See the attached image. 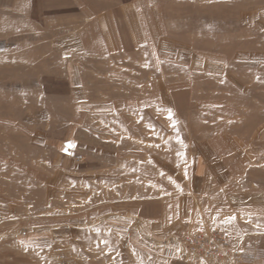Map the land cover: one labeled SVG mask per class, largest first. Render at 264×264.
<instances>
[{
	"label": "rangeland",
	"instance_id": "374dc122",
	"mask_svg": "<svg viewBox=\"0 0 264 264\" xmlns=\"http://www.w3.org/2000/svg\"><path fill=\"white\" fill-rule=\"evenodd\" d=\"M79 68L127 120L79 113ZM202 154L227 200L264 199V0H0V264H166L119 179L180 192Z\"/></svg>",
	"mask_w": 264,
	"mask_h": 264
},
{
	"label": "crops",
	"instance_id": "0c3cea01",
	"mask_svg": "<svg viewBox=\"0 0 264 264\" xmlns=\"http://www.w3.org/2000/svg\"><path fill=\"white\" fill-rule=\"evenodd\" d=\"M100 54H104L103 49L97 52L95 50L92 51V57ZM73 72V77L71 78L73 84H82L85 87L84 89L74 88L73 90L72 100L74 106L79 109V113L88 110L92 120H103L118 115L126 117L127 120L128 117L124 112L128 113V102L122 103L123 100H116L111 96L104 95L102 86L92 87V89L86 87L81 68ZM105 138L112 139V136L106 135ZM124 155L134 156V153L122 154V156ZM137 156L140 155L138 154ZM105 161L112 166V159L107 160L106 158ZM120 162L128 163V161L124 160ZM128 170L129 168H127ZM136 170L139 171V168ZM211 170L206 157L202 154L196 169L194 171L190 170L183 190L180 192H169L158 197L145 194V184L144 182L141 183L139 176L136 177V184L129 183V176L119 179L121 180L119 184L121 202L131 200V202H135L138 205L135 215L129 213L136 220V227L139 230L136 234H142L156 248L158 247L159 257L167 259L165 261L166 264H192L191 261L173 259L174 247L180 246L179 239H181L182 235L204 223L230 232L234 236L233 239L246 238L264 246V199L258 201L256 198L250 197L243 204L227 200L225 192H223V195H221V191L216 192L214 179L210 177V174H212ZM105 171L108 172V170ZM131 179L134 180L133 177ZM113 182L114 176L107 173L104 177H95L94 181L92 179V201L94 203L103 202L100 199L101 197L97 199V196H94L93 200V188L97 187H104L103 198L105 203L113 201ZM146 198H159L160 205L157 215L152 214L149 216L139 210L140 204ZM259 203H261V206ZM131 220L133 219L131 218ZM161 262L164 263V261ZM257 264H264V261Z\"/></svg>",
	"mask_w": 264,
	"mask_h": 264
},
{
	"label": "built area",
	"instance_id": "2783aa9c",
	"mask_svg": "<svg viewBox=\"0 0 264 264\" xmlns=\"http://www.w3.org/2000/svg\"><path fill=\"white\" fill-rule=\"evenodd\" d=\"M83 160L82 155L76 156ZM187 260L195 264H247L264 256V250L233 242L215 228L205 224L186 232L181 238Z\"/></svg>",
	"mask_w": 264,
	"mask_h": 264
},
{
	"label": "bare ground",
	"instance_id": "6f19581e",
	"mask_svg": "<svg viewBox=\"0 0 264 264\" xmlns=\"http://www.w3.org/2000/svg\"><path fill=\"white\" fill-rule=\"evenodd\" d=\"M120 12H121V11H120ZM131 23H132V22H131ZM131 23H130V24H131ZM128 28H129V27H128ZM126 33H127V32H126ZM134 36H135V35H134ZM113 37H115V36H113ZM116 38H117V37H116ZM116 38H115V39H116ZM109 39H110V38H109ZM131 40H132V39H131ZM109 41H110V40H109ZM116 42H117V41H116ZM118 43H119V41H118ZM130 43H131V42H130ZM111 44H112V43H111ZM131 45H132V44H131ZM117 49H118V48H117Z\"/></svg>",
	"mask_w": 264,
	"mask_h": 264
}]
</instances>
